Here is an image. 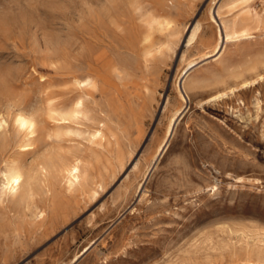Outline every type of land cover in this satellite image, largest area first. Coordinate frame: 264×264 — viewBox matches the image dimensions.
Instances as JSON below:
<instances>
[{
  "label": "rangeland",
  "instance_id": "obj_1",
  "mask_svg": "<svg viewBox=\"0 0 264 264\" xmlns=\"http://www.w3.org/2000/svg\"><path fill=\"white\" fill-rule=\"evenodd\" d=\"M109 1L0 0V185L12 160L79 158L86 176L0 211V264H264V0ZM244 16L251 34L206 58ZM81 94L85 117L57 127Z\"/></svg>",
  "mask_w": 264,
  "mask_h": 264
},
{
  "label": "bare ground",
  "instance_id": "obj_2",
  "mask_svg": "<svg viewBox=\"0 0 264 264\" xmlns=\"http://www.w3.org/2000/svg\"><path fill=\"white\" fill-rule=\"evenodd\" d=\"M109 2L111 3V1ZM248 21L249 18L245 16L238 20L237 19L234 20L231 23V25H228L224 21H222L224 32L222 30H219L218 41L216 45L209 53L205 55V57L206 58L212 56L221 57L225 52V47H226L224 45L225 40L235 39L242 36L250 35L252 28L245 26V24ZM127 35L129 34L127 33L125 37H128ZM128 38H129L128 47L133 52V49L136 48L137 44L140 42L135 43V39L133 40V36L131 35ZM146 53L148 54L150 53V51H146ZM197 64L198 61L196 60L189 62L188 69L186 68L187 70L184 73V76L188 73L190 69H192ZM95 74H96L95 70L90 69L87 71L86 77L84 79L78 80L77 84L79 85L82 91L88 89V85H91L92 79L98 81ZM254 82L255 80L252 83ZM181 84L179 83L177 84V90L182 100L186 102V98L184 94V92H186L185 86L182 84L181 87ZM183 112H184V107L183 108L181 107L174 114L173 118L170 120V123H168L169 125L166 128L167 130H166L165 138L158 145L156 150L157 151L156 156H160L163 152H165V149L167 148L171 136L173 134V131L175 129L176 121L179 119V117H181ZM86 113H87V100L85 99L84 94H81L69 106L65 108L57 107L53 109L50 114V117L53 120L58 121L55 123L57 127H63V126L65 127V123L62 121H68V122L73 121L75 119L81 118L83 115L85 117ZM59 121H61V123H59ZM18 122L20 126L23 127L24 130H26L28 133L31 134L35 133L38 128V122L34 117L21 116L18 119ZM59 132L60 131H58L57 135L60 134ZM96 134L98 135V137L104 136V132L101 129H99L96 132ZM28 146L29 145L26 144L24 145L25 148H27ZM25 150H28V148ZM157 158L158 157H156V159ZM148 169H150V167H148ZM61 172L68 179V184L67 183L66 184L69 185L70 188L75 186L76 183H81V180L84 181L86 180V176L82 168V162L79 158L74 159L69 163L59 165L57 164V160L55 158L47 157L43 159L41 162H39L37 164L36 169L34 170L27 169L17 160L10 161L9 163H7L1 175L2 183L0 185V211L6 214L9 213V211H14L16 214H20L28 210H32V209L36 210L37 209V205L35 202L36 186L40 184L43 185L47 177L56 178ZM26 213L29 214L30 212L28 211ZM195 264H200V263H195Z\"/></svg>",
  "mask_w": 264,
  "mask_h": 264
}]
</instances>
